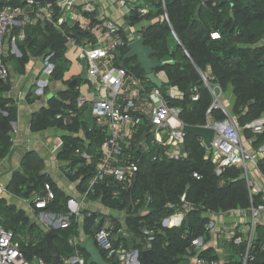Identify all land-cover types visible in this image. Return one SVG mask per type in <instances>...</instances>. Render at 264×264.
Returning <instances> with one entry per match:
<instances>
[{
    "label": "trees",
    "instance_id": "1",
    "mask_svg": "<svg viewBox=\"0 0 264 264\" xmlns=\"http://www.w3.org/2000/svg\"><path fill=\"white\" fill-rule=\"evenodd\" d=\"M141 2L148 6V13L140 15L137 11H133L128 16V21L132 24L143 19L152 21L144 32V44L151 48V58L160 61V65L153 71H164L169 82L184 93L183 99L176 101L175 104L181 107L180 118L185 124L203 125L208 118L214 121L225 118L221 109H212L206 114L213 97L204 84L200 72L212 76L213 79L209 81L219 83L223 91L231 89L234 97L231 112L236 117L239 127L264 117V44L262 43L264 0H233L232 3L228 0H165L168 21L158 19L164 12L159 0ZM8 3L20 4L21 1L10 0ZM172 30L177 39L174 38ZM213 32H217L219 37L211 38ZM85 36L86 33H80L79 38ZM28 37L25 29V42L29 41ZM47 39L38 49V53L43 52L44 58L52 53L50 60L54 62L55 68L51 77L60 79L62 66L57 64V60L64 54L65 39L60 34H52ZM27 45L32 47L34 42L30 41ZM232 46L237 49L235 56L223 54V50ZM128 51L127 47L123 50V63L135 70L139 76L145 77L136 58L124 59ZM128 60L135 63L130 65L127 63ZM25 61L23 54L20 58V66H23ZM8 89V84L0 85L1 91ZM78 93L75 87L60 91L57 97L50 98L46 107L33 114L32 130H44L50 127L67 129L70 132L84 130L88 137L93 135L95 142L98 143L101 136L87 131L86 108L75 111L74 100ZM195 94H199V97L195 98ZM70 110L75 116L72 118V123L65 126L62 119L56 118V114L68 115ZM15 120L16 108L13 101L0 97V121H4L11 129V122ZM243 131L246 137L253 138L254 146L264 143V127L261 133L254 135L247 129ZM63 140V148L58 152L57 157L60 160H70L71 164L76 163L71 153L81 143V139L76 135H63ZM11 145L10 133H3L0 128V160L8 155ZM184 145L189 153L188 158L161 159L146 163L139 168L131 189L121 190L118 197H111V191L115 188L112 181L107 187L105 181L98 182L94 193L89 195L92 200L101 196L104 206L117 210L129 207L131 200L138 201L134 210H129L126 215L125 226L132 233V238L129 241L125 240L124 243L137 248L141 259L147 241L143 228L147 229L153 237L150 241L151 264H187L185 249L191 241L198 236L209 239L206 226L209 213H219L235 207L247 208L250 205L241 167L230 165L217 175L214 165L205 157L206 149L200 143L199 137L187 133ZM41 165V159L34 152H28L22 161L23 171L13 173L7 189L25 199H30L33 195L42 198L45 195V184H49L54 192V198L42 210L62 214L66 211L69 197L56 186L49 175L41 172ZM258 169L264 176V158L258 161ZM93 172L94 162L74 175L68 174V178L71 181L78 179L77 187L83 191ZM193 172L200 174L201 178L193 177ZM183 195L184 202L181 201ZM261 196V193L255 195L253 203L260 202ZM185 204L189 205V211H185L179 226L162 225V218L176 210H184ZM142 207L146 208L143 212L140 211ZM91 214V217H85L83 221L84 232L89 236H92L91 227L97 217H100V221L96 228L107 221L105 216L97 211ZM115 222L119 224L118 221L114 220L113 223ZM0 224L13 232V238L19 241L24 258L28 261L40 257L48 264H56L53 259L54 254L63 261L64 257L70 256L73 252L68 239L77 233V225L74 221L66 228L53 229L54 253L46 244L45 233L35 223H30L24 211L16 210L15 206L6 204L2 198ZM255 236L254 259L250 264H264V224L257 225ZM231 244L233 243L230 242L229 245ZM231 249L234 250L236 259L228 264H240L238 254L241 246L234 248L231 246ZM80 251L88 260V254L81 246ZM99 251L111 264L112 261L106 258L105 253L101 249ZM200 256L208 261L217 259L212 247L204 249Z\"/></svg>",
    "mask_w": 264,
    "mask_h": 264
},
{
    "label": "built area",
    "instance_id": "2",
    "mask_svg": "<svg viewBox=\"0 0 264 264\" xmlns=\"http://www.w3.org/2000/svg\"><path fill=\"white\" fill-rule=\"evenodd\" d=\"M100 0H23L20 4L8 3V0H0V85L8 78V68L4 62V39L17 27V39L25 38L24 26L32 24L35 19L47 23L65 39V50L75 49L77 52L76 63L85 82L88 83L86 94L80 93L74 100L75 111L86 108L88 122L87 131L100 135V141L95 142L93 135L88 137L85 131L70 132L63 130V135L78 136L81 143L77 145L71 155L76 163L70 160H61L63 172L74 175L80 169L94 162V172L90 175L84 190L80 191L81 198L69 197L66 202V211L55 214L51 211L40 212L39 219L47 231L58 228H66L71 222L77 225V233L71 235L68 244L73 252L64 257L62 264H87V259L81 254L80 246L87 239H93L96 248L101 249L111 264H141L140 252L137 248L127 246L124 241L131 240L132 233L125 226L126 215L133 211L138 201H130L129 207L122 210L111 209L116 214L105 216L106 222L99 226L100 217H97L91 227L89 236L85 234L83 221L85 217H91L94 210L83 208L84 199L95 201L104 205L102 197L90 199L89 195L95 191V186L100 181H105L109 186L112 181L115 186L111 191V197H118L121 190L129 191L133 186L140 167L146 163L161 159L181 160L188 158L185 149L184 130L185 124L180 118L181 107L175 104L182 100L184 93L172 85L164 71L154 72L160 81V86L151 82L148 78L139 76L135 70L123 63V50L137 39L143 38L144 32L150 20L132 24L128 16L133 11L144 15L149 8L143 2H128L118 0L123 17L121 23L100 17L96 12V4ZM142 1V0H141ZM164 12L159 20L168 21L165 11V0H159ZM76 26L78 35L72 31ZM80 33L87 36L79 38ZM175 39L177 36L172 30ZM217 32L211 33V38H218ZM52 53L43 60L41 73L44 79H37L33 89L35 95H42L50 84V79L55 68L50 60ZM202 80L213 97L206 114L212 109H221L225 114L223 120L214 121L210 118L199 126L212 127L214 130L210 147L205 145L204 139L199 137L200 143L205 147V157L214 165L215 173L221 174L223 168L230 165L241 167L246 182L250 205L247 208L235 207L219 213H209L207 230L209 239L203 236L194 238L185 249L187 264H218L216 260L208 261L200 256L207 248L211 236L217 230V234L226 241L236 246H241L238 254L240 264H250L254 259L256 244V227L260 222L261 213L264 211V199L254 204L253 198L261 193L262 188L251 178L252 168H258V161L264 158V143L254 148L253 138L246 142L241 137L240 129H247L251 134L261 133L264 127V117H259L244 127H239L236 117L227 111V104L222 101L223 90L219 83H211L207 76L200 73ZM195 98L199 94L194 95ZM75 113L70 110L68 115L57 113L56 118L62 119L68 126L72 123ZM63 135L58 137L53 150L59 152L64 145ZM193 177L200 179L201 175L193 172ZM79 183V180H76ZM54 198V192L49 184H45V195L41 198L33 195L29 201L35 209H42ZM185 196L181 197L184 202ZM149 201V198H148ZM169 206H171L169 204ZM146 208L142 207L141 212ZM231 215L235 220L226 224L215 217ZM185 216V210H176L172 214L162 218L161 223L166 227L179 226ZM114 218L113 220L110 218ZM118 221L119 224L113 223ZM113 221V222H112ZM146 235L144 250L151 249V233L143 228ZM123 239V240H122ZM100 253V251H99ZM101 255V254H100ZM102 257V256H101ZM103 258V257H102ZM103 260L106 261L104 258ZM0 264H48L40 257H34L31 261L24 258L19 241L13 238V232L5 229L0 224ZM93 264V263H92Z\"/></svg>",
    "mask_w": 264,
    "mask_h": 264
},
{
    "label": "crops",
    "instance_id": "3",
    "mask_svg": "<svg viewBox=\"0 0 264 264\" xmlns=\"http://www.w3.org/2000/svg\"><path fill=\"white\" fill-rule=\"evenodd\" d=\"M10 1V0H8ZM23 1V0H15ZM48 1V0H46ZM86 0H79L78 3H83ZM118 0H100L96 4V13L102 17L107 18L114 23H121L123 17L120 14L121 8L117 4ZM128 2H141V0H126ZM28 33L29 41L34 42V46L29 47L28 42L24 39L20 40L16 37L18 28L15 27L4 39V61L8 68V78L3 85L8 84L9 89L5 91L0 90V97H4L13 101L16 108V120L11 122V129L8 133L11 135L12 145L8 155L0 160V199H4L6 204L15 206L16 210L24 211L25 215L29 218L30 223H35L45 234L47 230L44 224L40 221L39 215L42 209H35L29 199L17 196L11 193L7 187L14 172H22V161L28 152H34L42 163V173L50 176L56 186L64 192L68 197L81 198L78 183L76 180L71 181L68 174L63 172V163L57 157L58 153L53 150L58 137L63 135V129L58 127H50L44 130L34 131L31 128V121L33 114L43 107H46L48 101L52 97H57L60 91L69 89L68 83L72 79H77L74 88L80 89V82L85 78L80 72V76L64 77V72L68 70V57L75 55V49L65 50L62 57L58 58L57 64L62 66V75L60 79L51 77L50 84L45 88L42 95H35L33 89L36 86L37 79H44L45 75L41 73L43 68V52L38 53V49L42 47L48 40L47 37L54 34H59L54 27L35 19L32 24L24 26ZM58 39V37H57ZM264 43V39L262 40ZM37 47V48H36ZM38 53V54H37ZM25 55L26 61L23 66H20V58ZM69 54V55H68ZM11 62L14 63L12 66ZM22 71V72H21ZM231 91V89H229ZM234 97L232 94L233 104ZM230 106V107H231ZM251 178L262 188V197L264 199V176L258 168H252ZM83 208L99 212L103 216H113V211L104 205L97 204L95 201L84 199ZM109 210L110 212H106ZM113 214V215H112ZM219 221L224 220L226 224L235 220L231 215H224L223 217L217 216L215 219ZM259 224H264V211L261 213ZM229 241L223 239L222 236L217 234V230L207 247H212L214 254L217 256L216 262L218 264H228V262L236 259L234 250L229 245ZM190 264H194L190 262Z\"/></svg>",
    "mask_w": 264,
    "mask_h": 264
},
{
    "label": "water",
    "instance_id": "4",
    "mask_svg": "<svg viewBox=\"0 0 264 264\" xmlns=\"http://www.w3.org/2000/svg\"><path fill=\"white\" fill-rule=\"evenodd\" d=\"M228 1L232 3L233 0H228ZM72 31L74 32L75 35H78V30L76 29L75 25L72 27ZM236 52L237 49L235 46L223 50V54H232L234 56L236 55ZM151 54H152L151 48L144 44V38H140L129 44V51L124 56V59L136 58L138 63L141 65V68L143 69L146 78H148L151 82L155 83L156 85L160 86V81L157 79L153 71L155 67L160 65V61L152 59ZM76 83H77V79H72L68 83V88L73 89ZM0 128L3 133H8L10 131L9 126H7L4 121H0ZM184 130L187 133L192 134L194 136L202 137L204 139L205 145L207 147H210L212 136L214 133L212 127H204L199 125H194V126L185 125ZM183 208L186 212L189 211V205L185 204ZM54 236L55 233L52 230L47 231L45 234L46 244L52 253H54V247L52 244V239ZM81 247L88 254L87 264H92V263L107 264L101 257L99 250L96 248L94 244L93 239H87L81 244ZM53 259L56 264H62L61 259L57 254L53 255ZM141 261L142 264H151L152 261L151 249H147L142 252Z\"/></svg>",
    "mask_w": 264,
    "mask_h": 264
},
{
    "label": "rangeland",
    "instance_id": "5",
    "mask_svg": "<svg viewBox=\"0 0 264 264\" xmlns=\"http://www.w3.org/2000/svg\"><path fill=\"white\" fill-rule=\"evenodd\" d=\"M263 43V42H262ZM264 44V43H263ZM69 55V54H68ZM69 59H68V65H69V69L68 70H66L65 72H64V77L65 78H69L70 76H80V69L78 68V66H77V63H76V56L75 55H72V56H69L68 57ZM127 63L128 64H130V65H133L135 62H133L132 60H128L127 61ZM11 64H12V66H14V63L13 62H11ZM79 86H80V93H82V94H86V90H87V88H88V83L87 82H84V81H81L80 82V84H79ZM221 99H222V101L223 102H225L226 104H227V111H229L230 113H232L231 111H232V107H230L231 106V102H232V92L229 90V89H225L224 91H223V94H222V96H221ZM88 119V121L89 122H91V118L90 117H88L87 118ZM240 132H241V137L246 141V142H248V140L250 139L249 137H246V135H245V133H244V131H243V129H240ZM257 146H254V148H256ZM103 209V208H102ZM103 210H105L106 211V209L104 208ZM108 212H110L109 210H107ZM106 211V212H107ZM112 212V211H111ZM110 212V213H111ZM113 214H116L115 212H113Z\"/></svg>",
    "mask_w": 264,
    "mask_h": 264
}]
</instances>
